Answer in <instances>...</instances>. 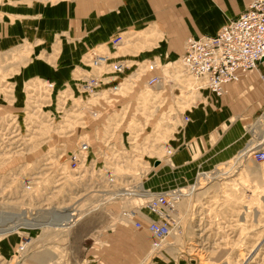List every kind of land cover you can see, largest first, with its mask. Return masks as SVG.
Returning a JSON list of instances; mask_svg holds the SVG:
<instances>
[{
    "label": "rangeland",
    "instance_id": "obj_1",
    "mask_svg": "<svg viewBox=\"0 0 264 264\" xmlns=\"http://www.w3.org/2000/svg\"><path fill=\"white\" fill-rule=\"evenodd\" d=\"M129 34L122 36L129 42L126 48L119 44L120 54L138 60L124 63L119 74L104 66L93 68L111 73L115 86L128 75L139 74L136 85L133 82L125 92L120 83L111 90L95 86L91 96L79 90L67 101L62 94L61 102L55 92L48 101L49 85L33 77L36 72L26 70L45 66L55 74L64 73L68 69L60 61L65 59L64 47L49 44V39H30L21 30L9 45L0 48V264L97 262L98 253L109 249L119 232L131 236L119 238L120 244L129 248L131 240L137 241L135 264H264V162L253 157L254 149L264 144L256 142L258 120L251 122L250 152V144L236 152L219 150L227 122L215 124L208 109L219 104L216 98L221 97L199 90L184 70L180 53L169 63L158 62L167 80L159 86L149 85L153 92L146 93V98L149 61L140 62L141 54L160 47L156 44L163 37ZM64 35L55 36L62 40ZM81 63L82 57L76 66ZM74 73L67 74L68 78L80 79L82 73ZM93 74L88 75L95 77ZM246 74L264 73L254 69ZM183 92L187 95L185 107L176 103ZM183 115L189 121H183ZM193 123L200 124L195 126L201 136L185 140L183 136L179 141L176 131ZM81 141L91 150L85 164L72 168L68 157ZM172 141L186 151L195 167L179 168L174 163V169L163 167L147 174L150 164L157 162L155 158L171 150ZM219 171L221 176L215 178ZM160 195L178 200L167 212L170 233L150 252L147 229H136L134 222L146 225L158 220L147 205ZM20 244L26 249L18 255L14 249Z\"/></svg>",
    "mask_w": 264,
    "mask_h": 264
},
{
    "label": "crops",
    "instance_id": "obj_2",
    "mask_svg": "<svg viewBox=\"0 0 264 264\" xmlns=\"http://www.w3.org/2000/svg\"><path fill=\"white\" fill-rule=\"evenodd\" d=\"M251 1L253 0H55L44 4L31 2L29 6L26 0H0V48L9 45L11 39L15 37L16 31L21 30L27 31L30 39H49V44L64 47L65 59L60 60L61 64H67L68 69H65L64 73L55 74L52 71H47L45 66L42 68L31 66L26 71L36 72L38 75L33 77L49 85L50 96H47L48 101H52L54 92L59 97V102H61L60 97L62 94H64L67 101L78 94L79 90L81 94H85L84 85L90 78L97 80L96 89H110L115 84L112 81L114 76L112 77L111 73H108V69L102 73L95 72L91 65V52L103 53L107 56L108 62L118 60L135 62L138 60L133 56L132 60V57L127 56L129 55L127 53L121 55L119 50L121 45H113L111 40L118 32L122 36L130 35L129 33L132 32L136 35L140 33L150 36V33H152L156 36H161V38L163 37L161 44H156V46L160 47L152 50L153 52L148 49L143 51L140 58V62L146 60L155 62L157 69L152 74L160 75L163 72L159 70L158 64L169 63L171 61L170 58L176 57L180 53L182 54L187 37L216 35L227 19L237 18ZM10 2H13V4ZM10 16H14V19L10 20ZM36 31H40V35L36 34ZM62 32L65 34L62 40L56 39L55 35ZM141 38L143 37L141 36ZM124 39L125 37L122 38L120 44L124 45L123 48H126L129 41H124ZM51 40L55 41L51 42ZM142 40L144 39L140 41ZM74 49L78 51L75 52ZM68 50L69 53H67ZM130 51H133V49L130 48ZM81 57L82 63L84 62L85 65L83 68L81 67L82 63L76 66L80 63ZM70 65L75 68L71 69ZM168 65H166L167 74L170 73H168ZM129 69L130 71L128 70L127 72H131L133 68ZM257 69L258 72L264 73V62H261ZM73 71L82 73L80 79L71 80V78H68L67 74H75ZM94 72L96 75L93 74ZM88 74H93L95 77H90ZM29 75L33 74H25L28 77ZM132 75L126 76L122 82H119V85L123 87V92H125V89L136 85V79H139L140 75ZM164 78L167 80V76ZM164 78L162 77L160 85L164 83ZM133 82L135 84L131 86ZM228 85L231 86L227 88ZM228 85L225 86V92L222 94L223 98L222 96H220L221 98H216L219 104H216V106L211 105L208 109L210 120H213L215 124H220L223 121L227 122L225 138H223L225 140H221V143L224 142L219 150L236 152L240 148L244 149L249 146L251 137L254 135L251 122L255 119L258 120L259 134L255 138L259 146L260 142L263 141L264 143V127L261 124L262 117H264V74L241 75L237 82ZM147 86V91L144 92L146 98L148 95L146 93L151 95L153 92L152 87ZM160 92L161 90L156 92V94L159 95ZM205 92L206 94L217 96L208 90H205ZM185 93L178 95L176 101L178 106L185 107L187 100ZM123 97L121 95L119 99L123 101ZM59 102L57 100L55 108L52 107L53 110L57 108ZM16 105L19 104H14V106ZM215 108L218 111L215 112ZM170 110H175L174 105ZM198 116L196 114V117ZM167 117L169 116L167 115ZM196 124L200 127L199 123H193V125L185 127L183 131L177 130L176 138H180L179 141H181L183 136V140L200 137L202 131L196 129ZM159 126L157 123L156 127ZM164 126L166 125L163 124ZM179 131L181 132L180 134H178ZM130 136L131 131L129 139ZM174 144L173 141L170 143L171 150L166 149V155L155 158L159 164L154 165L152 163V166L150 164L147 174L155 173L163 167L174 169L175 165H178L179 168L187 165L195 167L194 163H192L193 159L186 154V151L179 150L180 145ZM251 146L250 144L248 151ZM176 190H169L168 192ZM130 237V235L119 232V237H114L110 241L111 247L109 249L105 247L101 253H98L99 259H97V262L94 259H90L84 264H135L138 253V250H136L137 241L132 243L131 240L129 248L125 246V243H119V238L128 239ZM136 237L137 235L134 236L135 240ZM149 241L150 252H152L154 247L152 246L151 236ZM132 244H134V247ZM120 245H123V247ZM111 251L119 254L116 256Z\"/></svg>",
    "mask_w": 264,
    "mask_h": 264
},
{
    "label": "built area",
    "instance_id": "obj_3",
    "mask_svg": "<svg viewBox=\"0 0 264 264\" xmlns=\"http://www.w3.org/2000/svg\"><path fill=\"white\" fill-rule=\"evenodd\" d=\"M113 40V45L120 44L122 35L116 36ZM90 57L94 68L99 69L104 66L114 74H119L125 69L126 62L123 60L110 63L107 56L96 52H91ZM180 60L189 77L199 85V90L207 89L221 96L226 85L237 82L241 75L257 69L258 65L264 62V0L251 1L237 18L228 20L214 36L187 37ZM146 66L147 84L153 86L160 83L163 74H152L157 69V65L149 61ZM96 82L95 78H90L84 85V92L90 96L96 92V88L94 89V85L97 86ZM118 84L109 90L115 89ZM182 120L187 122L189 117L183 115ZM90 150L91 146L81 141L76 151L68 157L70 166L75 168L81 162L85 164ZM83 154H85L84 161H82ZM253 157L257 161L264 162V144L254 150ZM171 205V199L167 195H161L147 205L149 211L159 217L156 221H148L145 226L151 236L153 247L158 246L168 235V225L163 219L168 217L164 211ZM134 224L136 229H143L141 222L136 221ZM25 249V244H20L14 252L19 255Z\"/></svg>",
    "mask_w": 264,
    "mask_h": 264
},
{
    "label": "bare ground",
    "instance_id": "obj_4",
    "mask_svg": "<svg viewBox=\"0 0 264 264\" xmlns=\"http://www.w3.org/2000/svg\"><path fill=\"white\" fill-rule=\"evenodd\" d=\"M155 64H156V63H155ZM156 65H157V64H156ZM255 70H258V69H255ZM161 83H162V79H161L160 83L155 84V85H160ZM224 92H225V91H224ZM261 124H262V126L264 127V117H262V123H261ZM262 142H263V141H262ZM254 150H255V149H254ZM230 169H232V168H230ZM222 171H223V170H222ZM220 173H221V171H219L218 173H215V174H214V177H215V178L220 177V176H221ZM160 196H161V195H160ZM163 196H165V195H163ZM157 198H159V196H155V197L152 199V201H153L154 199H157ZM170 199H171V204H172V205H171V207H169V208L166 210V215H167V216H169V215L167 214V212H169V209L172 208V207L174 206V204L177 203L176 200H178L176 197H170ZM152 201H149V203H151ZM161 208H162V207H161ZM162 215H164V217H165V214L162 213ZM168 218H169V217L164 218L163 220H165V222H166L167 225H168V234H169L170 231H171V228H170V225H169ZM137 221H138V222H141V221H139V220H137ZM155 221H156V220H155ZM135 222H136V221H135ZM141 224H142V226H143V229H145V228H146V227H145L146 225H144L142 222H141ZM167 236H168V235H166V238H167Z\"/></svg>",
    "mask_w": 264,
    "mask_h": 264
},
{
    "label": "water",
    "instance_id": "obj_5",
    "mask_svg": "<svg viewBox=\"0 0 264 264\" xmlns=\"http://www.w3.org/2000/svg\"><path fill=\"white\" fill-rule=\"evenodd\" d=\"M158 164V162H155V165H157Z\"/></svg>",
    "mask_w": 264,
    "mask_h": 264
}]
</instances>
